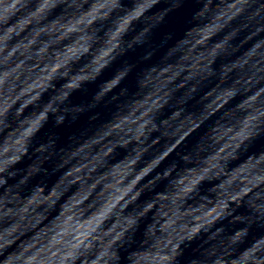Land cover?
I'll return each instance as SVG.
<instances>
[{"label": "clouds", "instance_id": "9594fccd", "mask_svg": "<svg viewBox=\"0 0 264 264\" xmlns=\"http://www.w3.org/2000/svg\"><path fill=\"white\" fill-rule=\"evenodd\" d=\"M0 264H264V0H0Z\"/></svg>", "mask_w": 264, "mask_h": 264}]
</instances>
